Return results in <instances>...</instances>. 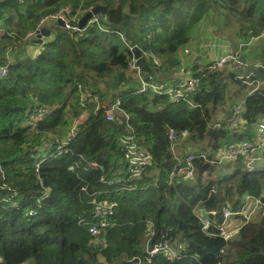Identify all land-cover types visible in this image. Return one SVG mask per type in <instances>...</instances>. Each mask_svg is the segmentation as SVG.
I'll return each instance as SVG.
<instances>
[{
  "label": "trees",
  "instance_id": "obj_1",
  "mask_svg": "<svg viewBox=\"0 0 264 264\" xmlns=\"http://www.w3.org/2000/svg\"><path fill=\"white\" fill-rule=\"evenodd\" d=\"M65 5L80 16L105 6V18L96 15L98 21H89L81 34L56 26L36 56L7 57L8 47L35 43L24 41L28 29ZM8 6L0 10V26L7 29L0 37V60L7 61V74L0 76V264H127L125 259L145 254L150 223L155 239L167 235L184 244L186 257L157 256L149 264H264V215L229 242L213 226L204 230L199 217L202 208L215 211L211 224H220L223 207L237 209L245 195L259 196L264 169L248 171L243 158L220 164L200 159L186 177L177 158L185 163L186 151L197 148L214 158L222 146L252 137L264 119V85L251 93L253 87L228 67L198 64L192 76L199 78V90L173 99L140 91L129 67L137 47L151 69H142L144 75L155 83L171 80L182 68V49L206 23L231 48L237 45L232 51L244 45L241 58L263 65L256 71L264 82V0H39L28 4L26 16ZM80 86L105 98L83 107ZM116 101L128 123L107 120L104 106ZM240 101L243 123L219 128ZM36 105L55 110L33 129L27 119ZM78 115L79 131L68 151L56 152L55 139L66 136ZM171 129L188 130L178 156ZM128 136L151 154L136 179ZM49 141L53 145L46 147ZM106 199L117 201L116 212L97 238L88 231L98 219L93 201ZM100 238L104 243H96Z\"/></svg>",
  "mask_w": 264,
  "mask_h": 264
},
{
  "label": "built area",
  "instance_id": "obj_2",
  "mask_svg": "<svg viewBox=\"0 0 264 264\" xmlns=\"http://www.w3.org/2000/svg\"><path fill=\"white\" fill-rule=\"evenodd\" d=\"M72 7V6H71ZM70 6L65 7L58 13L52 15H46L39 22L37 21L35 25L29 29L25 40L34 41L40 29L45 26L48 21L52 22L58 21L59 19L64 22V28L71 32H77L81 34L83 29L80 28L78 22L80 20L79 11H75ZM91 22L98 21L96 15L93 16ZM5 34L3 28H0V37ZM243 44L240 45L235 51H231L227 54L220 55L213 61L212 65H206L207 62L200 61L201 66H205L207 69H213L216 67L224 68L228 67L232 71L237 73V77L243 82L253 87L251 93H260L262 90V84L264 82L258 78L257 71L262 69L263 65L260 62H255L253 64L245 61L241 58V49ZM187 52L189 48H186ZM11 48L7 49L6 55L9 57V52ZM129 67L134 70L141 81L140 91H145L151 89L158 93H167L172 96L173 99H180L186 97L192 92L199 90L200 80L194 76H184L178 85L168 86L165 82L155 83L150 76L143 74L142 68L138 65V59L130 61ZM184 71L183 69H181ZM7 74V67H0V76H5ZM81 96L80 102L83 107H87L92 101H100V99L105 98V95H95L93 92L87 89H83L80 86ZM100 104L98 103V107ZM104 110L106 118L109 121H116L120 124L126 122L123 118L128 119L127 114L120 112L119 102L116 101L110 106L106 107ZM55 110V107L36 105L28 113L27 123L34 129L37 127L38 123L47 117L51 116ZM82 116H74L70 120V128L63 139H55L59 142L56 146V152L62 153L68 151V145L71 143L72 139L78 134L79 124ZM244 120V105L243 101L235 104L230 111L229 117L225 124H218L219 128H224L229 126V128L238 127L243 123ZM188 130H183L178 133L176 130L171 129L169 133L170 141L172 144V149L176 153L182 148V141L187 137ZM132 140V142H129ZM124 142L127 144L126 148L129 155V165L131 171V179L140 178L142 176L143 170L151 162V154L144 149L139 147L134 141L133 136H128L124 138ZM53 142L49 141L46 147L52 146ZM44 149V148H43ZM46 149V148H45ZM178 171H185L186 177H192L194 175V162L196 160H203L215 163H223L226 161H234L238 158H243L245 167L248 171H255V169L264 166V119L260 120L255 128L254 137H246L242 141L232 142L225 146H222L212 158L209 151L203 148H197L195 150H187L185 163L178 156ZM263 170V169H262ZM94 216L97 217L96 223L88 224V231L93 236L99 238L101 235L112 225L111 217L116 212L117 201L116 200H94ZM208 212V211H207ZM209 218L201 215V221L204 225V230H208L211 226L218 229L220 237H222L226 242L233 240L238 236L240 230L245 223L255 221V216L259 213L264 215V191L257 197H252L250 195H245L242 204L237 209H232L231 207H223L221 210V215L223 221L220 224H211L212 214H216L215 211H209ZM254 219V220H253ZM156 232L153 225L150 223L145 230V248L144 255H135L129 259H125L127 264H149L154 260L155 257L161 256L168 261H175L186 257L185 255V245L177 244L175 239L163 235L160 239H155ZM101 239V238H100ZM104 243V240H98L96 243ZM194 258V257H193Z\"/></svg>",
  "mask_w": 264,
  "mask_h": 264
},
{
  "label": "crops",
  "instance_id": "obj_3",
  "mask_svg": "<svg viewBox=\"0 0 264 264\" xmlns=\"http://www.w3.org/2000/svg\"><path fill=\"white\" fill-rule=\"evenodd\" d=\"M21 3V1H15L14 3H12L14 5V7H16V5H18V3ZM32 3V2H31ZM4 9V8H3ZM25 12L23 15L20 16H26ZM6 16L8 14V11H6ZM81 17V16H80ZM206 24V23H205ZM203 25L201 26L199 29V31L196 33V35H194V41L196 40V37H198L199 39H201V37L205 38L210 35L212 33V28L210 29L209 25ZM45 26L47 28L51 29V35H53L55 33V31L57 30L56 25L54 24V22H49L46 23ZM0 28H2L0 26ZM53 29V30H52ZM29 31V29H28ZM27 31V33H28ZM214 31V30H213ZM26 33V35H27ZM25 35V37H26ZM50 35V36H51ZM25 37H24V41H25ZM204 38V39H205ZM44 39H46V37L43 36V41ZM216 41H211L210 45L213 47L214 52H211L209 55L207 54L206 57H203V54L199 51V46L197 47L196 45L193 46V44L189 45L188 47H185L182 49V68L184 71H182L180 69V71L178 72L176 77H172L171 80H165L162 82H165L168 86H174L177 85L181 82L182 78L184 76H192L194 73V69L198 67V63L199 61H203V62H209L210 60H214L217 57H219L220 55H223L224 53H229L231 52L233 49H235L236 47L234 46L233 48H231L230 44L231 41H229L226 36L221 37V34L217 35V38L215 39ZM42 43H27L24 42L21 46H19V44L14 45L13 47H8L7 49L11 48L10 52H9V56L13 57L14 55H22V54H31L32 56H36V54H39V45ZM230 46V47H229ZM255 46V45H253ZM189 48V51L187 52V49ZM210 46L207 47L206 52L210 51L209 50ZM7 51V50H6ZM217 53H220V55H217ZM255 136V131H253L252 133V137ZM201 211V209H200ZM200 219H201V214L199 215ZM146 238L143 242V244L145 243Z\"/></svg>",
  "mask_w": 264,
  "mask_h": 264
},
{
  "label": "water",
  "instance_id": "obj_4",
  "mask_svg": "<svg viewBox=\"0 0 264 264\" xmlns=\"http://www.w3.org/2000/svg\"><path fill=\"white\" fill-rule=\"evenodd\" d=\"M15 1H20V0H0V10L5 8L6 6L14 3ZM22 1H26V2L30 3V0H22ZM105 11H106L105 6L100 5V6L94 7L92 10H89L80 18L78 25L80 26L81 29H85L88 26L90 19L93 18L94 15H98L99 19L103 20L105 18L104 17ZM54 24L58 27H64V22L60 19L58 21H54ZM51 32L52 31L50 28L43 26L40 29L39 34L34 41L36 43H43V36L49 37L51 35ZM234 46L236 47L237 45L234 44ZM134 52H135L136 58L138 59V63L142 67L143 71L151 72V69L149 68V65L146 61V58L141 55V53L137 47L134 48ZM6 64H7V61L0 60V67L5 66ZM201 215L206 217V218H209V213L206 211L205 208L201 209Z\"/></svg>",
  "mask_w": 264,
  "mask_h": 264
},
{
  "label": "rangeland",
  "instance_id": "obj_5",
  "mask_svg": "<svg viewBox=\"0 0 264 264\" xmlns=\"http://www.w3.org/2000/svg\"><path fill=\"white\" fill-rule=\"evenodd\" d=\"M21 1V3H18V5H16V7H14L15 8V10L17 11V12H19V14L20 15H23L25 12H27V8H28V4H31V2L32 3H36L37 1H39V0H30V3H26V1H22V0H20ZM41 2V1H40ZM67 6H69V5H65L63 8H61V10H63L65 7H67ZM71 7V6H70ZM9 8H11V6H8V8L7 9H9ZM73 10H74V8L73 7H71ZM41 8H39V7H37V12L39 13V12H41ZM60 10V11H61ZM60 11H58V12H60ZM58 12H56V13H58ZM52 14H55V13H52ZM52 14H50V15H52ZM84 14H82V16H83ZM46 16V15H45ZM45 16H43V17H41L39 20H38V22L42 19V18H44ZM81 16V17H82ZM48 22H52L51 20H49ZM210 27V29L212 28L213 30H214V28L211 26V25H209ZM3 29H4V31H5V33H6V31H7V29L6 28H4V27H2ZM65 30V28L64 27H61L59 30ZM53 30V29H52ZM212 30V33L210 34V35H208L206 38H205V36L204 37H201V39H199L198 37H196V40L194 41V37H192V39L190 40V42H189V44H187L186 46H184V48L185 47H188L189 45H191V44H193V46H199L198 48H199V51L203 54V57H206L207 56V54L209 55L211 52H214V49H213V47L210 45V43H211V41H216L215 39L217 38V35L218 34H220V33H217V31H213ZM201 31V30H200ZM200 31H199V33H200ZM205 38V39H204ZM255 39H257V38H255ZM254 39V40H255ZM230 41V40H229ZM208 46H210V48H209V50L210 51H207L206 52V49H207V47ZM230 47V46H229ZM243 47V46H242ZM217 55H220V53H217ZM199 65H200V61H199V63H198ZM201 66V65H200ZM103 105V104H102ZM226 116L224 115L222 118H225ZM253 131H254V129H253ZM51 142H53V141H51ZM201 214V211H200V213H199V215ZM254 220V219H253ZM176 242V241H175ZM176 244H177V248H179V245H178V243L176 242ZM143 249L145 248V243L143 244V247H142Z\"/></svg>",
  "mask_w": 264,
  "mask_h": 264
},
{
  "label": "bare ground",
  "instance_id": "obj_6",
  "mask_svg": "<svg viewBox=\"0 0 264 264\" xmlns=\"http://www.w3.org/2000/svg\"><path fill=\"white\" fill-rule=\"evenodd\" d=\"M224 54H227V52L224 53ZM262 169H264V166H263V167H260V168H257V169H255V170L258 171V170H262ZM260 217H261V213H259V214H257V215L255 216V220L260 219ZM245 224H248V223H245ZM238 235H239V234H238Z\"/></svg>",
  "mask_w": 264,
  "mask_h": 264
}]
</instances>
